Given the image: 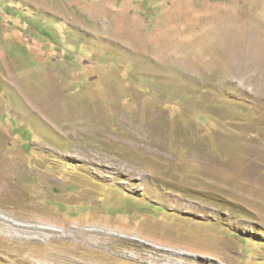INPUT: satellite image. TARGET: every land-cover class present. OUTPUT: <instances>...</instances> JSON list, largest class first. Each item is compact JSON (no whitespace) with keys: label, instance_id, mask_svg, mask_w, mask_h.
I'll return each instance as SVG.
<instances>
[{"label":"rangeland","instance_id":"1","mask_svg":"<svg viewBox=\"0 0 264 264\" xmlns=\"http://www.w3.org/2000/svg\"><path fill=\"white\" fill-rule=\"evenodd\" d=\"M2 158V211L146 249L0 264H264V0H0Z\"/></svg>","mask_w":264,"mask_h":264},{"label":"bare ground","instance_id":"2","mask_svg":"<svg viewBox=\"0 0 264 264\" xmlns=\"http://www.w3.org/2000/svg\"><path fill=\"white\" fill-rule=\"evenodd\" d=\"M0 166H1V168H0V197H2V196L3 197L4 196L5 197L14 196V194L18 191V190L16 191V189L14 188V184H13L14 179L17 178L19 175L23 174L22 173V167L17 165L16 162H12V161L8 160L7 158L0 159ZM5 167L9 168L8 172H6L4 170ZM64 223H65V226L63 228H56V227H54V225L51 223V220H49V219H45L43 217H40V218L34 217L31 215H26V216L17 215V214L10 212V211H2L0 209V240L5 239V240L11 241L12 243H18V244L19 243H23V244L35 243V244L48 245V246L50 244H52V242L64 243V244H66V243H79V244H84L89 249L103 250V251L107 252L109 254V257H110L109 259H112L117 254H122V253L126 252L127 255H129V258H131L134 261L138 260L139 258L135 256V254H137V253L131 254L133 249H139V250L140 249H146L144 247H140L141 245L137 246L135 241L134 242H133V240L129 241L128 239L119 240L121 245H118L117 240L119 238L117 239V237H115V233L112 231V229L110 227L109 228H103L100 226L99 227L98 226L97 227H89V226H85V225L79 227V225L75 226L72 224H68L67 222H64ZM87 225H89V224H87ZM126 237H128V235ZM141 244H144V243H141ZM128 245H130V247H128V248L125 247ZM125 249H126V251H125ZM86 250H84V251H86ZM161 253H163V252H161ZM99 254H101V253H99ZM154 254L156 256L153 257L151 262L152 263H155V262L159 263L160 259L157 258L159 254L158 253H154ZM11 255H13V254H11ZM15 255L18 256L19 254L16 253ZM159 256H161V255H159ZM168 256H170V255L168 254ZM172 256H174V255H172ZM93 258H95V256ZM178 258L179 257L176 255H175V257H173V259H178ZM104 260H106V259H104ZM15 261H17L16 263H18V260L15 259ZM36 261H37V259H36ZM27 262H29V261H27ZM131 262H133V261H131ZM99 263H100V261H99ZM40 264H85V263L83 261H79L78 259H76L74 257H71L68 253L65 254V253H54V252H52V253H49L48 255L44 256L42 258V260L40 261ZM105 264H106V262H105ZM167 264H175V263L174 262H168Z\"/></svg>","mask_w":264,"mask_h":264}]
</instances>
